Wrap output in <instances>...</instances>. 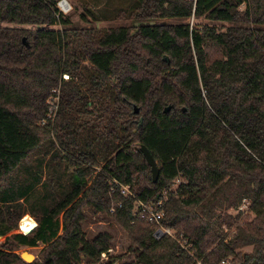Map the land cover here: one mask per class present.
Segmentation results:
<instances>
[{
  "label": "trees",
  "instance_id": "1",
  "mask_svg": "<svg viewBox=\"0 0 264 264\" xmlns=\"http://www.w3.org/2000/svg\"><path fill=\"white\" fill-rule=\"evenodd\" d=\"M137 1L165 19L194 14L230 27L143 25L132 35L125 27H73L58 0H0V236L17 229L41 186L31 210L38 229L13 236L22 246L48 245L44 260L31 264L104 254L108 264H195V256L204 264H264V0H198L195 12L188 0ZM52 100L55 140L38 125ZM135 143L161 166L156 183ZM111 182L134 196L119 188L111 195ZM161 200L163 224L188 249L155 240L153 225L134 215L137 201ZM244 200L249 210L238 212ZM112 203L129 248L110 257L114 238L89 241L82 223L85 207L108 211ZM14 251L0 249V264H29Z\"/></svg>",
  "mask_w": 264,
  "mask_h": 264
},
{
  "label": "rangeland",
  "instance_id": "2",
  "mask_svg": "<svg viewBox=\"0 0 264 264\" xmlns=\"http://www.w3.org/2000/svg\"><path fill=\"white\" fill-rule=\"evenodd\" d=\"M59 1V0H58ZM73 10L70 14L66 15L70 17L72 21L73 27L78 28H95L99 30H108V29H117L120 27H125L131 30L132 35H135L139 28L143 25H179L181 23H189V20L181 21L178 19H165L161 17V13L157 12V10H144L139 5L137 0H68ZM210 25L215 26L218 31H225L227 27H230L229 24L219 23L207 20L206 18L195 19L194 28L201 30L203 26ZM58 27H54L57 29ZM140 49V48H139ZM212 57H219V53L210 52ZM142 55L146 57V53L144 51L141 52ZM165 58H169L171 62V58L169 56L163 57V63H167ZM67 78V77H66ZM58 100H52L50 102L49 109V118L47 120H41L39 122V127L44 129L43 131L49 132L50 137L55 140V132L53 127L56 123L57 117H55V113L57 111L56 103ZM169 107V106H167ZM166 107V108H167ZM138 121V119H137ZM135 153L137 154V149L140 148L139 143H135L132 145ZM62 155V154H61ZM63 156V155H62ZM40 157L43 158V155L40 154ZM48 160L50 158H47ZM47 160V161H48ZM67 160V158H66ZM137 161L142 164V158L138 157ZM101 163V162H100ZM62 176L65 180L67 178V169L68 163L63 162L62 164ZM159 167H161L159 165ZM101 172L100 167H96L95 170L91 173V175L87 178V187L92 185L96 175ZM151 175V170H148ZM45 170V178L46 180ZM152 176V175H151ZM181 180L176 181L173 189L179 185ZM182 182V181H181ZM111 195L116 194V192H121L124 185L119 184L118 182H111ZM45 192L41 186H38L34 193L30 196V202L23 205V215L21 220L18 222L17 229H13L8 234L4 236H0V249H15L16 254H20L24 251H27L33 254L36 257L37 261H43L47 256V244L38 243L35 247H26L17 243V241L13 238L14 235H23L22 233L31 236L33 235L39 227L38 218L34 217L31 213V210L34 209L33 205L35 201L40 200L44 196ZM122 194V192H121ZM125 198L133 197L134 191L129 189L126 194H122ZM116 203H112L110 210L108 211H98L94 207H85L83 210V214L85 220L82 223V229L89 241H93L100 234H110L114 238V242L112 243L111 256H120L127 253L129 248V241L126 233L121 229V227L117 224V222L113 219L112 214L115 212ZM35 210V209H34ZM229 214L235 215L237 213L236 210H229ZM252 219L255 217L254 214L248 212ZM244 216L243 219H245ZM62 220V217H61ZM20 225V229H19ZM62 234V230L60 232ZM25 236V235H24ZM187 247L186 249H188ZM244 252H251L252 247L245 248ZM195 251H192L191 254L194 255ZM107 255H103L101 260L90 259L85 256H81V261L79 264H108V261L111 259ZM133 256L129 255L126 257L125 261H132ZM108 259V260H107ZM195 264H204L203 259H198L197 256L194 257ZM115 264H120L118 261ZM222 264V262L220 263Z\"/></svg>",
  "mask_w": 264,
  "mask_h": 264
},
{
  "label": "built area",
  "instance_id": "3",
  "mask_svg": "<svg viewBox=\"0 0 264 264\" xmlns=\"http://www.w3.org/2000/svg\"><path fill=\"white\" fill-rule=\"evenodd\" d=\"M193 3V12L197 9L198 0H188ZM57 8L59 12V16H66L70 14L73 10L71 3L68 0H59L57 3ZM195 21V15L189 19V23L191 26V31L193 30ZM179 181V179L177 180ZM176 182V181H175ZM181 183V181H180ZM179 183V184H180ZM130 187L125 186L122 188V194H126L129 191ZM164 201L161 200L157 203H144L141 201H137L134 208V215L139 217L142 220H145L147 223L153 225V238L157 241L162 240L165 237H169L175 241H178L184 248L185 241H182L181 238H178L177 232L169 227H166L163 224V220L165 219V213L162 210V206ZM250 203L246 200L243 201L242 205L239 207L238 212L246 213L249 210ZM222 264H229V261L225 260Z\"/></svg>",
  "mask_w": 264,
  "mask_h": 264
},
{
  "label": "water",
  "instance_id": "4",
  "mask_svg": "<svg viewBox=\"0 0 264 264\" xmlns=\"http://www.w3.org/2000/svg\"><path fill=\"white\" fill-rule=\"evenodd\" d=\"M165 60L168 63L170 62L169 58H165ZM134 109H135V113L139 114L140 110L137 107H135ZM170 110H171V106L167 107L165 109V112H169ZM140 123L141 124L143 123V119H140ZM139 150L143 154L147 164L151 168L152 180L154 183H156L160 177V167H159L158 162L156 161L154 156L151 154L150 150L145 145H141ZM19 229H20V225H19ZM22 234L25 236H28L24 233ZM20 257L29 264L33 263L36 260V257L27 251L20 253Z\"/></svg>",
  "mask_w": 264,
  "mask_h": 264
}]
</instances>
